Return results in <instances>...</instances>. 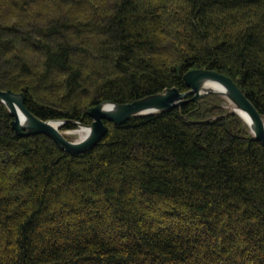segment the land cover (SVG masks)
Listing matches in <instances>:
<instances>
[{"label":"trees","instance_id":"obj_1","mask_svg":"<svg viewBox=\"0 0 264 264\" xmlns=\"http://www.w3.org/2000/svg\"><path fill=\"white\" fill-rule=\"evenodd\" d=\"M193 69L264 117V0H0V90L60 130ZM187 99L75 155L0 102V264H264V149L219 96Z\"/></svg>","mask_w":264,"mask_h":264},{"label":"water","instance_id":"obj_2","mask_svg":"<svg viewBox=\"0 0 264 264\" xmlns=\"http://www.w3.org/2000/svg\"><path fill=\"white\" fill-rule=\"evenodd\" d=\"M184 85L187 91L180 92L177 88H167L161 93L153 94L130 103L116 104L112 102H102L99 105L87 110V115L92 119L89 126L73 122L76 126L90 128L89 135L80 142L68 141L60 132V128L66 121H57V128L51 125L55 120L43 121L29 112L24 105L23 95L16 94L10 90H0V102L6 107L10 116L13 118L11 128L18 136L27 137L33 135H44L50 139L63 151L75 155L91 149L106 133L105 122L113 125H122L131 117L151 115L171 108L180 107L190 96V100L198 101L207 94H200L202 83L215 82L220 84L227 92L228 101L231 102L239 111L243 112L250 121L251 129L243 118L236 111L241 120L246 124L252 137L261 144L264 149V117L261 116L252 103L245 96L238 85L228 76L206 69H193L183 75ZM111 107L110 110L107 108ZM19 111L23 120L17 117Z\"/></svg>","mask_w":264,"mask_h":264},{"label":"bare ground","instance_id":"obj_3","mask_svg":"<svg viewBox=\"0 0 264 264\" xmlns=\"http://www.w3.org/2000/svg\"><path fill=\"white\" fill-rule=\"evenodd\" d=\"M210 92H216L220 96H222L225 100H227V101L229 100L226 90L220 84L215 83V82L202 83L200 86V94L210 93ZM228 103H229L231 109L236 111L238 114H240V116L243 118V120L246 122V124H248L250 126V129H251V125H250L251 123H250L249 119L247 118V116L243 112L239 111L231 102L228 101ZM107 109L110 110L111 107H108ZM17 117L19 120H23V116L19 111H17ZM57 121L58 120L51 122V125L55 128H57L59 125V122H57ZM89 133H90V128L85 127V126H77L76 129L69 130L67 134L77 135L79 139L76 142H80V141L84 140L89 135Z\"/></svg>","mask_w":264,"mask_h":264},{"label":"rangeland","instance_id":"obj_4","mask_svg":"<svg viewBox=\"0 0 264 264\" xmlns=\"http://www.w3.org/2000/svg\"><path fill=\"white\" fill-rule=\"evenodd\" d=\"M210 94H212V93H210ZM207 95H209V94H207ZM214 95H216V94H214ZM206 96V95H205ZM218 96V95H217ZM204 97V96H203ZM220 98H222L224 101H225V103H223L222 104V106L224 107V108H226V109H229L230 111H232V109H231V107H230V105H229V103H228V101L227 100H225L222 96H219ZM244 123V122H243ZM245 124V123H244ZM246 125V124H245ZM76 128H77V126H76ZM75 128V129H76ZM249 130V129H248ZM68 131L69 130H61L60 132L62 133V135H64V137L68 140V141H71V142H76L79 138H78V136L77 135H70V134H67L68 133ZM66 133V134H65ZM250 133V132H249ZM251 134V133H250Z\"/></svg>","mask_w":264,"mask_h":264}]
</instances>
